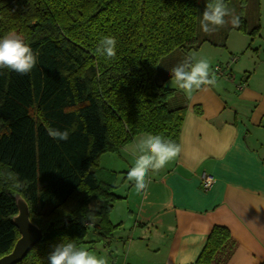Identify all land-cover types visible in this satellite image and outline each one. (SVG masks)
Here are the masks:
<instances>
[{"label":"trees","instance_id":"trees-1","mask_svg":"<svg viewBox=\"0 0 264 264\" xmlns=\"http://www.w3.org/2000/svg\"><path fill=\"white\" fill-rule=\"evenodd\" d=\"M224 2L240 25L200 37L205 0H0V38L22 34L38 53L27 75L0 69V257L20 236L17 195L43 236L15 264H50L55 246L74 240L81 248L89 228L108 244L120 225L110 220L119 183L101 156L140 133L179 144L188 100L164 85L172 53L205 39L224 46L231 30L259 32L261 0ZM104 36L117 40L112 59L97 52ZM49 127L67 129L69 139L51 138ZM17 175L21 188L9 178ZM96 200L103 203L86 220ZM237 246L214 225L198 262L227 264Z\"/></svg>","mask_w":264,"mask_h":264},{"label":"crops","instance_id":"crops-1","mask_svg":"<svg viewBox=\"0 0 264 264\" xmlns=\"http://www.w3.org/2000/svg\"><path fill=\"white\" fill-rule=\"evenodd\" d=\"M209 46L218 54L224 50L211 42ZM234 52L230 45L228 53H222L224 59ZM262 64L251 73V64L237 58L231 75H216V86L187 96L179 141L182 153L158 174L149 173L144 192H136L127 173L134 162L131 149L146 133L101 156L100 165L118 173L119 198L110 220L120 225L108 244L98 235L93 240L99 241L94 245L97 256L107 264H203L198 257L209 232L214 225H224L238 240L227 264H264ZM204 172L214 177L209 188L202 186ZM102 203L96 200L91 206L98 209ZM122 203L126 214L114 220Z\"/></svg>","mask_w":264,"mask_h":264},{"label":"clouds","instance_id":"clouds-1","mask_svg":"<svg viewBox=\"0 0 264 264\" xmlns=\"http://www.w3.org/2000/svg\"><path fill=\"white\" fill-rule=\"evenodd\" d=\"M229 18V19H226ZM231 23L239 26L241 19L233 10L229 9L224 0H205L200 26L203 32L210 33L215 28ZM117 40L111 36H104L97 45L98 54L112 59L116 56ZM38 63V53L25 42L22 34L10 32L0 38V69H9L19 75L31 73ZM171 84L191 97L194 90L208 86H216V75L212 71L211 62L207 57L186 56L170 71ZM48 135L59 141H67L70 133L67 129L49 127ZM182 153V146L159 134L147 133L140 137L131 149L134 158L132 167L127 173V180L131 182L136 192L142 193L148 186L149 173L158 174L167 165L176 160ZM14 181V187L21 188L18 175L9 177ZM85 215L86 220L93 219L92 206ZM50 264H107L104 257L97 256L89 250L80 248L74 240L65 241L55 246L49 256Z\"/></svg>","mask_w":264,"mask_h":264},{"label":"rangeland","instance_id":"rangeland-1","mask_svg":"<svg viewBox=\"0 0 264 264\" xmlns=\"http://www.w3.org/2000/svg\"><path fill=\"white\" fill-rule=\"evenodd\" d=\"M261 17H260V21H261V26L259 29V32L254 35L251 36L249 34H244L240 31H236V30H231L230 31V36H228V40H226V44L224 45V47L222 46L221 49L224 50H220L223 54L228 53V47L233 48V50L235 51L234 53H230L228 54V59H224V55L222 53L219 52V54L213 50L209 49V39H205L203 41L200 42V44L196 47L193 46L191 48L188 49H182V50H176L174 53H172L173 57V64L174 67L179 64L186 56H188L189 54H192L196 57H207L210 62H211V67L216 64V63H227V62H232L230 61L231 58L233 57V55H236L237 58L239 59H245L246 61H248L251 66H250V71L251 73L253 72V69L255 68L256 65H258L261 61H263L264 63V0H261ZM204 4V0H200V5L202 6ZM201 9V8H200ZM232 29V28H230ZM234 29V28H233ZM205 34V35H204ZM199 35L200 37H204L207 36L209 37V33H205L203 32V30L201 29L199 31ZM246 44V45H245ZM245 46V47H244ZM243 48V50L241 51V49ZM219 60V61H217ZM235 62H232V64ZM264 66V64H262ZM232 66V65H231ZM230 66V68H231ZM212 67V71L214 72ZM215 73V72H214ZM216 75V74H215ZM228 77V76H227ZM217 79V78H216ZM164 85L166 87L169 88H175L178 91L180 90L178 87L174 86L173 84H171V77H169L167 80H165ZM181 94L183 95V97L187 99V95L180 90ZM106 157V156H105ZM96 203V201L92 202V206ZM125 203V202H124ZM126 207H124V204L122 203L120 205V211H115L113 213V219L119 221L120 218H122V216H124V214H126L125 210ZM98 238L97 234L95 233V231L92 228L88 229V233L86 236V242L82 243L81 248L89 250L90 252L93 253H97L96 252V245L95 243L99 242V241H93L96 240ZM105 252L107 254H109V249H105ZM106 257L109 258V256L107 255Z\"/></svg>","mask_w":264,"mask_h":264},{"label":"water","instance_id":"water-1","mask_svg":"<svg viewBox=\"0 0 264 264\" xmlns=\"http://www.w3.org/2000/svg\"><path fill=\"white\" fill-rule=\"evenodd\" d=\"M18 212L13 216V222L18 227L20 236L13 249L0 257V264H15L20 261L43 236L42 229L30 218L28 202L21 196H16Z\"/></svg>","mask_w":264,"mask_h":264},{"label":"built area","instance_id":"built-area-1","mask_svg":"<svg viewBox=\"0 0 264 264\" xmlns=\"http://www.w3.org/2000/svg\"><path fill=\"white\" fill-rule=\"evenodd\" d=\"M236 60H237V56L233 55L230 61L235 62ZM232 62H227L225 64L221 62L216 63L213 67L215 74L219 77L231 75L230 66L232 65ZM242 85L243 84L241 83L239 87L242 88ZM201 181H202V186L204 188H209L214 182V177L211 174L204 172L201 176Z\"/></svg>","mask_w":264,"mask_h":264}]
</instances>
